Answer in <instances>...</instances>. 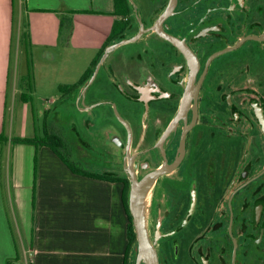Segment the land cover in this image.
Wrapping results in <instances>:
<instances>
[{"label":"flooded vegetation","instance_id":"obj_1","mask_svg":"<svg viewBox=\"0 0 264 264\" xmlns=\"http://www.w3.org/2000/svg\"><path fill=\"white\" fill-rule=\"evenodd\" d=\"M127 2L86 85L109 45L140 38L72 94L74 111L124 175L130 159L160 170L161 264H264V0Z\"/></svg>","mask_w":264,"mask_h":264},{"label":"crops","instance_id":"obj_2","mask_svg":"<svg viewBox=\"0 0 264 264\" xmlns=\"http://www.w3.org/2000/svg\"><path fill=\"white\" fill-rule=\"evenodd\" d=\"M33 2L19 0L16 13L14 0H0V135L10 139L0 143V264H125L129 216L123 184L74 174L48 146L11 141L37 135L33 108L26 112L19 107L18 117L22 116L26 124L15 129V107L29 104L22 100V94L26 99L31 97L22 85L29 63L34 68L30 49L50 55L55 52L50 42L56 45V41L75 51L87 49L78 45L75 34L80 20L88 19L95 22V30H105L102 38L88 46V51L93 48L95 52L94 59L111 35L115 0H58L57 6L74 12L66 38H58L65 14L55 6L35 9L30 6ZM25 13L30 22L28 39L19 24ZM49 24L55 30L51 36L46 33ZM57 111L53 121H57ZM48 112L51 107L45 109L44 116ZM22 185L23 210L17 209Z\"/></svg>","mask_w":264,"mask_h":264},{"label":"rangeland","instance_id":"obj_3","mask_svg":"<svg viewBox=\"0 0 264 264\" xmlns=\"http://www.w3.org/2000/svg\"><path fill=\"white\" fill-rule=\"evenodd\" d=\"M15 1L16 13L18 12L19 0ZM58 0H34L31 7L35 9H49L55 6V9H60L65 17L61 20V25L63 22H69L72 24V15L74 12H67L63 5L61 7L57 6ZM19 23L24 29V36L29 35L30 33V22L27 19L26 13L23 15ZM94 21L88 19L80 20V27L78 28L75 34V40L80 47L84 46L88 49L89 45H93L94 41L99 40L105 35L104 29L95 30ZM53 31L50 28V24L46 30L48 35H53ZM61 29L58 32V38H62ZM66 38V37H65ZM71 38L69 39V41ZM60 41V40H59ZM51 46L54 47V53L45 52L41 49H30L31 63L34 65L31 84L32 91L27 90L30 97L29 104H17L15 107V113L18 117V114L21 112L19 107L22 106L27 111H31L32 108L35 113V123H36V132L40 137H44L43 125L44 122L49 123L50 126H54L59 129L60 133L64 137L65 141L71 148V154L74 157V160L78 161L83 167L91 169L92 171H119L115 165H112L106 158L104 153V148L98 146L95 138L93 137L90 127L82 123L81 113H78L76 109L74 111L73 97L68 95V97L60 91V86L65 84L76 83L89 67L91 60L93 59L94 50L90 48L79 51L68 48L66 45L60 44L56 41V45L53 42H50ZM45 52V53H44ZM71 97V98H70ZM53 100H57L58 103L55 105L52 104ZM51 107V112L48 114L46 119L44 116L45 109ZM57 112V121H53V116L55 111ZM80 114V115H79ZM46 120V121H45ZM16 121V120H15ZM25 120L22 116L19 115L15 129H23ZM26 135H30V130H23ZM19 138V137H18ZM96 143V144H95ZM34 182L33 192H34ZM27 188V187H26ZM25 187L22 185L18 189L20 194V201L17 202V209H24L25 202L23 200V190ZM27 192V191H26Z\"/></svg>","mask_w":264,"mask_h":264},{"label":"trees","instance_id":"obj_4","mask_svg":"<svg viewBox=\"0 0 264 264\" xmlns=\"http://www.w3.org/2000/svg\"><path fill=\"white\" fill-rule=\"evenodd\" d=\"M116 3V12L118 15L125 16L130 12V7L128 6L127 0H115ZM123 29V25L119 21H115L111 35L107 40V43L111 42L115 39L117 33ZM71 31V24L69 22H63L61 25V33L62 36H67ZM25 39L27 35L24 36ZM105 46V45H104ZM104 49V47L102 48ZM102 52V51H101ZM98 58L94 60L91 64V67L87 69L81 79L75 84L63 85L60 86V91L64 93L67 97L68 95L76 93L77 90L84 87L90 77L91 70L94 64H96ZM33 68L29 63V71L27 76L22 79V85L25 86L28 90L32 91L31 77H32ZM22 100L24 102L30 101L26 99L24 94H22ZM50 112L47 113L46 117ZM47 119V118H46ZM46 121V120H45ZM10 139L4 135H0V143L3 144L8 142ZM11 141L17 144H29L34 146H48L65 164L66 166L76 175L85 176L89 178H93L96 180H102L111 183H122L124 186L123 190V201L125 208L127 210L129 216V224H128V249H127V257L125 264H135L136 255H137V238L134 231V226L132 223V216L129 210L128 205V192L130 187L129 180L125 177L123 173H118L116 171H92L91 169H87L83 167L78 161L74 160V157L71 154V148L68 143L65 141L64 137L60 132H56L52 126L45 122V136L40 137L36 135L33 138H12ZM132 254V256H131ZM132 257V259H131Z\"/></svg>","mask_w":264,"mask_h":264},{"label":"water","instance_id":"obj_5","mask_svg":"<svg viewBox=\"0 0 264 264\" xmlns=\"http://www.w3.org/2000/svg\"><path fill=\"white\" fill-rule=\"evenodd\" d=\"M140 38L139 35L125 39L119 43L109 45L98 63L97 71L91 81L83 88L82 97L86 96L87 90L102 64L107 58L120 46L135 42ZM83 104L84 100H83ZM125 177L130 182L128 192V205L132 216V223L137 238V255L135 264H161L158 253V237L153 239L150 229L151 223V206L153 190L157 179L161 172L160 170L151 171L144 176L139 174L138 166L131 160L123 169Z\"/></svg>","mask_w":264,"mask_h":264}]
</instances>
